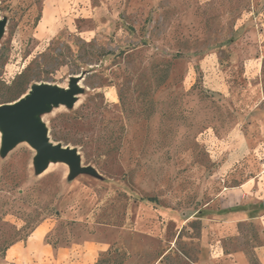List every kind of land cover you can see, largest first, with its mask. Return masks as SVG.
<instances>
[{
    "label": "rangeland",
    "instance_id": "obj_1",
    "mask_svg": "<svg viewBox=\"0 0 264 264\" xmlns=\"http://www.w3.org/2000/svg\"><path fill=\"white\" fill-rule=\"evenodd\" d=\"M0 21V104L24 78L22 97L75 84L32 119L82 169L41 170L25 138L3 153L0 123V264L41 224L104 246L95 264H260L264 0H0ZM246 182L256 214L213 217Z\"/></svg>",
    "mask_w": 264,
    "mask_h": 264
},
{
    "label": "crops",
    "instance_id": "obj_2",
    "mask_svg": "<svg viewBox=\"0 0 264 264\" xmlns=\"http://www.w3.org/2000/svg\"><path fill=\"white\" fill-rule=\"evenodd\" d=\"M53 26L54 24L52 28ZM46 28L48 29V27ZM251 185L252 182H246L240 188L235 189L236 194H239L240 202H237L235 206L229 207L227 210L215 211L213 217L230 215V219L233 220V226L237 220H250V216H254L257 211L249 205L251 197L248 193ZM50 230L41 224L26 240L13 243L5 251V264H95L98 261L100 252L106 250L104 246L92 242H86L82 245L60 243L54 246L46 240ZM227 256L222 252V255L219 254V258L201 262V264H222L221 262L223 264H252L242 252L230 253ZM256 256L257 262L264 264V244L258 246ZM71 260L75 261L71 262Z\"/></svg>",
    "mask_w": 264,
    "mask_h": 264
},
{
    "label": "water",
    "instance_id": "obj_3",
    "mask_svg": "<svg viewBox=\"0 0 264 264\" xmlns=\"http://www.w3.org/2000/svg\"><path fill=\"white\" fill-rule=\"evenodd\" d=\"M3 24L0 21V33ZM77 86L71 85L70 90L62 92L59 88L53 85H40L33 87L29 95L23 97L19 101L13 103L8 102L0 104V123L4 126L3 153L19 139H28L31 141L38 151L37 161L38 167L42 170L48 163L49 157L62 159L70 162L74 167V173L81 171L79 167V158L77 152L70 147H63L59 144L52 143L48 139L46 131L36 126L32 116L38 111L44 109L49 102H71L72 94L76 91Z\"/></svg>",
    "mask_w": 264,
    "mask_h": 264
},
{
    "label": "trees",
    "instance_id": "obj_4",
    "mask_svg": "<svg viewBox=\"0 0 264 264\" xmlns=\"http://www.w3.org/2000/svg\"><path fill=\"white\" fill-rule=\"evenodd\" d=\"M23 75V73L21 74V76ZM19 76V77H21ZM31 81H29V79L24 78V80L19 84V88L17 90V93L14 95L13 98H10L8 100H6L4 97H2L3 104L8 103V102H14L19 100L22 97V94L25 93L30 85ZM150 201H153V198H149ZM10 247V246H9ZM7 247L6 250L9 248Z\"/></svg>",
    "mask_w": 264,
    "mask_h": 264
},
{
    "label": "bare ground",
    "instance_id": "obj_5",
    "mask_svg": "<svg viewBox=\"0 0 264 264\" xmlns=\"http://www.w3.org/2000/svg\"><path fill=\"white\" fill-rule=\"evenodd\" d=\"M29 94H30V92H28L26 95H29ZM23 95H24V94H23ZM24 97H25V96H24ZM22 98H23V97H22ZM48 160H49V159H48ZM48 160H47V161H48ZM48 162H49V161H48ZM50 163H51V162H50Z\"/></svg>",
    "mask_w": 264,
    "mask_h": 264
}]
</instances>
